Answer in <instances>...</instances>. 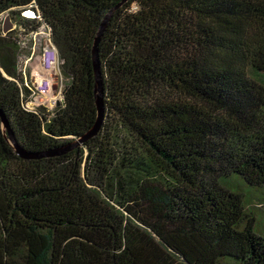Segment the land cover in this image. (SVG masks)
I'll list each match as a JSON object with an SVG mask.
<instances>
[{
    "label": "trees",
    "instance_id": "1",
    "mask_svg": "<svg viewBox=\"0 0 264 264\" xmlns=\"http://www.w3.org/2000/svg\"><path fill=\"white\" fill-rule=\"evenodd\" d=\"M112 9L102 125L51 154L97 122ZM42 25L65 78L52 109L28 106L19 67ZM257 207L264 0H0V264H264Z\"/></svg>",
    "mask_w": 264,
    "mask_h": 264
},
{
    "label": "rangeland",
    "instance_id": "2",
    "mask_svg": "<svg viewBox=\"0 0 264 264\" xmlns=\"http://www.w3.org/2000/svg\"><path fill=\"white\" fill-rule=\"evenodd\" d=\"M4 25L7 27L6 31L12 30L15 28V24L10 22L11 16L9 12H6L3 17ZM38 38H42L45 45L42 47L44 49L47 46V41L45 37L49 38V33L43 29L38 33ZM26 41H21L20 46H23V49L26 48ZM43 52L39 48L36 49L35 54L31 59L26 60L25 64L27 65L24 69V75L31 81L32 86L35 88V84L43 77L49 78L52 80V89L46 94L35 93L33 99L28 102L30 108L35 106H46L48 108H54L55 106L60 105L63 102V88L65 84V78L60 70V66H55L52 70L46 69L43 66ZM255 205H258V201H254ZM258 210H264V207H257Z\"/></svg>",
    "mask_w": 264,
    "mask_h": 264
},
{
    "label": "built area",
    "instance_id": "3",
    "mask_svg": "<svg viewBox=\"0 0 264 264\" xmlns=\"http://www.w3.org/2000/svg\"><path fill=\"white\" fill-rule=\"evenodd\" d=\"M24 15H26L27 17H30V18L31 17L34 18V17L38 16L37 13L31 9L25 10ZM11 21L12 20L10 19V22ZM11 24H12V22H11ZM43 29H45L49 33V38H47V37L44 38L48 43L44 49H42V47L45 45V42H43L42 38H38V36H37L38 33H40ZM23 38L27 42V44H26L25 49H23V46H22V52H21V54H19L20 70H21V72L25 78V82H26L27 86H29L34 91V94L35 93L46 94L52 89V80L49 78L43 77L39 80V82L37 84H35V88H34L32 86L31 81L24 75V69L27 66L25 64L26 60L31 59L33 57V55L35 54L36 49L39 48L41 50V52H43L42 53V55H43L42 56L43 57V59H42L43 66L49 70H52L55 66H60V70H61L62 61H61V58L59 56V50L55 46V44L53 43L51 28L48 27L47 25H42L39 30H37L35 33H33V35H32L33 44L32 45L30 44L31 36L30 37H23ZM28 50H29V53L27 54L26 51H28ZM34 94H33V97H34Z\"/></svg>",
    "mask_w": 264,
    "mask_h": 264
},
{
    "label": "water",
    "instance_id": "4",
    "mask_svg": "<svg viewBox=\"0 0 264 264\" xmlns=\"http://www.w3.org/2000/svg\"><path fill=\"white\" fill-rule=\"evenodd\" d=\"M114 9L110 10V12L106 15L105 19L101 23L98 35L95 40L94 48H93V63H94V69H95V90H96V101L98 106V119L96 124L83 136H80L79 138L73 140L71 143L66 144L64 147L57 148L51 152V154H60L65 151H68L70 149H73L76 146H80L83 144V142L90 137L96 135L98 133V130L100 129L102 125V121L104 118L105 108H104V101H103V77H102V70H101V64H100V58H99V49H98V43L100 40V37L105 29V26L107 24V21L112 14ZM7 28V27H6ZM3 125L4 127H7V120L3 117ZM12 143L17 150V152L23 156V157H29L32 156L31 154L25 152L17 143L14 136L12 137Z\"/></svg>",
    "mask_w": 264,
    "mask_h": 264
}]
</instances>
